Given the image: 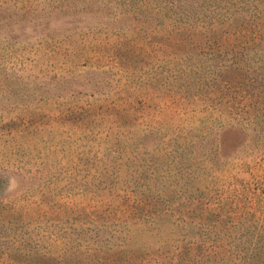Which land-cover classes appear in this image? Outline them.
<instances>
[{"label": "rangeland", "instance_id": "1", "mask_svg": "<svg viewBox=\"0 0 264 264\" xmlns=\"http://www.w3.org/2000/svg\"><path fill=\"white\" fill-rule=\"evenodd\" d=\"M235 2L0 0V264H264Z\"/></svg>", "mask_w": 264, "mask_h": 264}, {"label": "trees", "instance_id": "2", "mask_svg": "<svg viewBox=\"0 0 264 264\" xmlns=\"http://www.w3.org/2000/svg\"><path fill=\"white\" fill-rule=\"evenodd\" d=\"M235 6L236 14L240 16L235 15L229 23L232 27L230 31H233L231 35H234V44L230 48L232 59H264V0H236ZM226 50L223 49V53ZM213 253L219 254L216 245L205 247V264H221V261L224 264L223 257L208 261Z\"/></svg>", "mask_w": 264, "mask_h": 264}]
</instances>
